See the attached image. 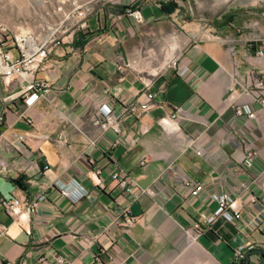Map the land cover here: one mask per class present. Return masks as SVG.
Segmentation results:
<instances>
[{"label": "crops", "instance_id": "crops-1", "mask_svg": "<svg viewBox=\"0 0 264 264\" xmlns=\"http://www.w3.org/2000/svg\"><path fill=\"white\" fill-rule=\"evenodd\" d=\"M161 1L104 6L62 30L31 73L51 90L31 106L19 97L27 80L0 75V264H231L251 244L250 264H264V110L253 93L264 82V4L191 19L178 0L170 15ZM104 103L120 132L101 128ZM243 104L257 116L239 114ZM119 170L154 193H126L112 179ZM72 178L89 190L78 202L55 187ZM223 192L241 217L202 223ZM13 198L20 217L1 203Z\"/></svg>", "mask_w": 264, "mask_h": 264}, {"label": "built area", "instance_id": "built-area-1", "mask_svg": "<svg viewBox=\"0 0 264 264\" xmlns=\"http://www.w3.org/2000/svg\"><path fill=\"white\" fill-rule=\"evenodd\" d=\"M127 13L131 15L136 20H142L143 15L140 9L127 8ZM83 15V12H80ZM13 46L16 47V56H14L9 51H3V44L0 43V75L8 82L12 80H17L23 78L27 80L25 84L22 85L19 97L23 98L25 105L31 106L34 102L41 97L43 94L48 93L51 90V85L49 82L41 79H37L31 76L33 70L40 67L44 60L48 57L49 53L54 49V47L60 43L57 38V30L51 31L45 37H33L32 34L28 32H20L14 35ZM263 54V51H260ZM186 68L181 69L180 74L183 75L186 72ZM253 93L256 97L260 108L264 110V82L258 80L255 83ZM154 93L149 92L148 97L153 98ZM13 95L6 98L9 99ZM135 107L131 106L130 110H134ZM181 108L178 107L175 112H173L169 118H162L160 121L164 126H169L172 124L173 120L176 119L177 115L180 113ZM236 111L239 114H248L251 117L257 116V111L253 110L248 104L238 105ZM99 115L101 117L100 125L103 129H112L115 132H120L119 118L115 114V107L110 103L102 104L98 109ZM4 118L0 117V122ZM21 139L24 136H20ZM254 152L250 151L245 157V164L251 165L253 162ZM102 170L100 167H96L93 170L95 175V180L97 184L101 183L99 175ZM112 179L121 187L126 193H147L153 194L152 188H140L138 187L130 178V176L121 170L116 171L112 174ZM190 184V183H187ZM55 187L60 191V193L73 202H78L89 194V190L81 184L78 179L72 178L70 180H57L55 182ZM203 186L201 183L192 187L191 193L196 196ZM45 196L42 195L38 199L42 200ZM213 201L217 204L216 210L210 216H203L202 223L212 224L219 216H223L228 220H235L241 217V212L235 208V198L232 194L228 192L223 193H213ZM7 211L14 216L20 217L22 215V202L19 198H13L10 200L3 199L1 202ZM37 205V201L30 202L25 205V209L32 211ZM254 249V245L240 246L235 251V259L231 264H238L240 261L244 260L249 252ZM56 261L62 263L64 257L61 254L56 256ZM23 264V263H21Z\"/></svg>", "mask_w": 264, "mask_h": 264}, {"label": "rangeland", "instance_id": "rangeland-1", "mask_svg": "<svg viewBox=\"0 0 264 264\" xmlns=\"http://www.w3.org/2000/svg\"><path fill=\"white\" fill-rule=\"evenodd\" d=\"M135 0H0V43L2 50L14 48V35L28 32L33 37H45L57 30V38L66 28H75L80 22L97 13L104 6ZM145 1V0H140ZM187 9L191 19L218 14L234 2L264 4V0H178ZM83 15H80V12ZM58 45V44H57Z\"/></svg>", "mask_w": 264, "mask_h": 264}, {"label": "trees", "instance_id": "trees-1", "mask_svg": "<svg viewBox=\"0 0 264 264\" xmlns=\"http://www.w3.org/2000/svg\"><path fill=\"white\" fill-rule=\"evenodd\" d=\"M179 6L176 2V0H166V1H161L160 2V9L163 13L170 15L171 13H173L176 9H178ZM89 35H92V33H90ZM16 50V47L12 48ZM24 178L23 177H19L16 179H13L12 182L19 188L21 189H26V184L24 183ZM253 250L250 251V253H252ZM238 264H246V258L242 261H240Z\"/></svg>", "mask_w": 264, "mask_h": 264}, {"label": "water", "instance_id": "water-1", "mask_svg": "<svg viewBox=\"0 0 264 264\" xmlns=\"http://www.w3.org/2000/svg\"><path fill=\"white\" fill-rule=\"evenodd\" d=\"M247 264H250V255H247Z\"/></svg>", "mask_w": 264, "mask_h": 264}]
</instances>
